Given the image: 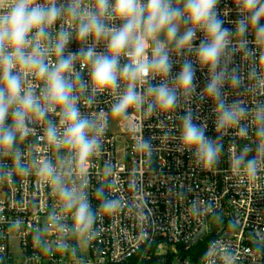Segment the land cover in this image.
<instances>
[{"label":"clouds","instance_id":"1","mask_svg":"<svg viewBox=\"0 0 264 264\" xmlns=\"http://www.w3.org/2000/svg\"><path fill=\"white\" fill-rule=\"evenodd\" d=\"M220 3L0 0V182L32 177L56 202L44 224L28 229L34 248L75 255L125 206L106 194L108 185L96 187L95 205L88 193L86 169L103 151L113 121L178 120V151L190 153L201 169L221 163L229 133L251 136L254 148L240 147L229 157L230 169L237 181L264 173V0H232L238 16L232 29L224 26ZM174 65L180 66L175 75ZM197 67L207 70L199 92ZM103 97H110L107 108L100 107ZM194 99L212 102L214 138L206 134L207 123L198 122ZM137 135L133 147L151 160V140ZM29 137L33 156L26 159L22 145ZM114 170L105 163L103 175ZM23 226L19 219L11 225L16 231ZM50 232L55 239H48ZM204 255L235 264L234 251L216 241Z\"/></svg>","mask_w":264,"mask_h":264},{"label":"built area","instance_id":"2","mask_svg":"<svg viewBox=\"0 0 264 264\" xmlns=\"http://www.w3.org/2000/svg\"><path fill=\"white\" fill-rule=\"evenodd\" d=\"M219 8L224 26L234 28L231 22L238 16L232 0H221ZM248 39L253 37L250 35ZM194 43L198 44L199 40ZM78 47L75 41L69 45L73 51ZM235 62L240 64L241 58L237 56ZM179 68L174 65L173 75ZM206 72L197 67L198 92L205 86ZM235 98V95L229 96L230 101ZM101 100L100 107L107 108L110 97ZM190 106L200 116L198 122L207 123L206 134L214 138L212 102L200 103L194 99ZM178 114H183L182 110H178ZM131 123L135 126L119 122L121 132L128 134L129 144L124 150L120 152L115 148L114 137L108 132L103 151L86 169L90 181L88 193L94 205L96 187L105 184L108 185L106 194L121 199L125 206L112 217L105 218L98 226V238L90 247L78 248L75 255L58 252L49 255L32 245L28 229L44 224L48 212L56 206L54 197L43 185L35 184L32 177L0 182V264H125L133 257L134 264L150 260V264H220L216 255H204L211 241L234 251L235 264H264V246L259 244L262 241L253 237L256 232L264 233V173L254 180L241 178L237 181L229 166V157L244 144L254 148L255 138H233L229 133L224 139L221 163L211 169H201L193 164L190 153L178 151V120L164 116H134ZM137 134L151 140L154 146L151 160L133 147L139 138ZM32 139L29 137L22 145L26 159L33 156L27 147ZM39 151L54 158L50 150ZM105 163L114 166L110 177L103 175ZM223 209L234 223V231L216 229L198 260L180 258L176 245L191 239L202 226L205 236L206 218ZM18 219L24 226L16 231L11 225ZM55 236L50 232L48 239L53 240Z\"/></svg>","mask_w":264,"mask_h":264},{"label":"rangeland","instance_id":"3","mask_svg":"<svg viewBox=\"0 0 264 264\" xmlns=\"http://www.w3.org/2000/svg\"><path fill=\"white\" fill-rule=\"evenodd\" d=\"M109 132L114 137L115 148L122 152L124 148L129 144L128 134L121 132L119 122L116 121H113L111 123ZM205 224L206 235L203 238H206L207 235L216 231V229H222L223 232L226 230L234 231L235 229L234 223L231 221V218L225 209L221 210L214 216L207 217L205 220ZM259 244L261 246H264V242H260Z\"/></svg>","mask_w":264,"mask_h":264},{"label":"trees","instance_id":"4","mask_svg":"<svg viewBox=\"0 0 264 264\" xmlns=\"http://www.w3.org/2000/svg\"><path fill=\"white\" fill-rule=\"evenodd\" d=\"M212 237H214V232L207 235L206 238H203L202 240H199L195 244L190 245L188 247H186L184 244H178L176 245V252H177L176 254L180 258H190L192 260H198L202 256L208 240L211 239ZM151 262L152 260L144 262L143 264H150ZM134 263H135V258L133 257L125 264H134Z\"/></svg>","mask_w":264,"mask_h":264},{"label":"water","instance_id":"5","mask_svg":"<svg viewBox=\"0 0 264 264\" xmlns=\"http://www.w3.org/2000/svg\"><path fill=\"white\" fill-rule=\"evenodd\" d=\"M235 218V215H232ZM205 234V230H204V226H202L200 228V230L198 231V233L196 235H194L191 239H189L188 241H186L184 243L185 246H190L195 244L196 242H198L199 240H201L204 237ZM251 235V234H248ZM262 236H264V233L262 232H256L255 234H253V237L259 241L264 242V238H262Z\"/></svg>","mask_w":264,"mask_h":264}]
</instances>
